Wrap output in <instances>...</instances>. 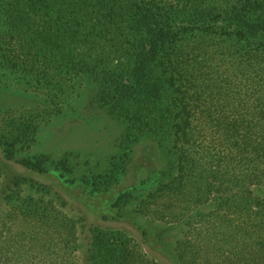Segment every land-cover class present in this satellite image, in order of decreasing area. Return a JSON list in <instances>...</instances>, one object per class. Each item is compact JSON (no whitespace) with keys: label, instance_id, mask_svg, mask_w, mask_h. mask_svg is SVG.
Masks as SVG:
<instances>
[{"label":"trees","instance_id":"obj_1","mask_svg":"<svg viewBox=\"0 0 264 264\" xmlns=\"http://www.w3.org/2000/svg\"><path fill=\"white\" fill-rule=\"evenodd\" d=\"M49 1L2 0L0 19L12 29L32 27ZM77 17L70 28H113L120 46L133 50L131 66L122 68L126 83L104 71L102 100L114 92V111L172 139L175 161L146 181L150 192L138 212L183 226L182 264H264V199L253 193L264 186V0H78ZM11 36H0V59L27 70ZM13 127L12 140L0 141L6 158L44 173L38 157L16 158L13 148L29 130ZM54 226L76 241L66 219ZM2 238L0 228V245ZM132 251L118 245L104 256L148 264Z\"/></svg>","mask_w":264,"mask_h":264},{"label":"rangeland","instance_id":"obj_2","mask_svg":"<svg viewBox=\"0 0 264 264\" xmlns=\"http://www.w3.org/2000/svg\"><path fill=\"white\" fill-rule=\"evenodd\" d=\"M49 2L52 8L37 13L32 27L12 29L0 19V36L12 35L7 42L23 48L27 69L0 59V141L12 140L13 125H25L29 135L17 140L16 158L38 157L45 169L21 166L0 146V264H120L123 259L104 256L118 245L148 264H182L176 247L183 226L138 212L150 192L146 181L175 161L172 139L141 131L136 120L114 111V92L108 102L101 98L109 91L104 71L127 82L122 68L131 66L133 50L120 46L113 28L92 22L70 28L78 0ZM253 193L264 199V186ZM65 219L74 243L54 226Z\"/></svg>","mask_w":264,"mask_h":264}]
</instances>
